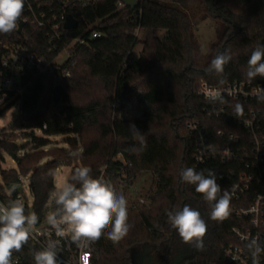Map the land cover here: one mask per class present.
Wrapping results in <instances>:
<instances>
[{
  "label": "trees",
  "instance_id": "16d2710c",
  "mask_svg": "<svg viewBox=\"0 0 264 264\" xmlns=\"http://www.w3.org/2000/svg\"><path fill=\"white\" fill-rule=\"evenodd\" d=\"M28 1L35 9L40 4L47 17L65 10L78 25L65 29L60 40L48 27L30 23L21 32L17 28L0 34V40L27 37L45 67L23 72L17 84L22 94L10 92L11 102L0 109L1 116L20 101L10 132L0 138V148L16 162V167L0 171V199L4 203L16 199L23 191L18 185L28 178L32 203L25 202L26 212L38 215L36 226H50L46 215L56 207L52 192L60 165H72L70 175L80 165L89 166L93 178L111 184L122 179L133 185L149 174L153 183L141 194L146 202L134 201L128 207L132 225L128 236L119 244L102 237L95 243L93 264H134L133 251L146 244L153 247L159 264H174L182 249L187 253L181 264H231L223 248L235 242L231 228L236 217L231 213L222 222L211 220V206L180 175L186 167L204 171L206 176L211 170L223 194L228 192L224 175L229 167L217 162L194 166L186 123L200 119L213 124L202 114L206 101L197 91L203 82L221 85L222 78L226 83L249 80L250 55L257 45H264V0H201L204 17L216 21L217 31V40L202 60L197 56L200 43L193 22L181 0H138L135 8L122 0H91L74 9L63 8L67 0ZM25 15L24 9L21 18ZM94 31L101 36L91 37ZM140 31L144 40L137 34ZM157 31L165 35L161 38ZM79 36L86 42L70 48L69 57L59 64V55ZM139 43L143 48L135 60L132 53ZM225 50L233 58L223 75L207 72L211 60ZM8 55L0 45V73L5 76L9 71L3 68V60ZM66 70L71 77L62 78ZM251 81L264 84V77ZM59 84L62 95L57 102L53 89ZM130 124L144 132L145 147L132 139ZM24 128L38 129L42 135L25 133L27 142L20 145L17 132ZM57 135L64 136L68 149L53 145L51 137ZM73 153L78 154L74 163ZM13 185L15 191H11ZM185 204L198 210L207 223L202 251L184 244L168 223L166 210L182 209ZM40 249L30 239L13 252V264H34L33 252Z\"/></svg>",
  "mask_w": 264,
  "mask_h": 264
},
{
  "label": "built area",
  "instance_id": "2783aa9c",
  "mask_svg": "<svg viewBox=\"0 0 264 264\" xmlns=\"http://www.w3.org/2000/svg\"><path fill=\"white\" fill-rule=\"evenodd\" d=\"M90 1L67 0L63 8L69 5L70 9H74L77 4L85 6ZM26 2V15L21 18L24 24L48 27L56 39L60 40L64 30L68 29L66 23L69 18L77 22V19L65 10L59 15L54 13L47 17L40 4L38 9H35L28 0ZM118 5H122V2ZM100 36L98 31L91 34L93 38ZM85 42L83 36L75 38L66 49L68 57L70 48ZM0 45L9 51V55L3 60V68L9 71V75L5 76L3 71L0 73L2 103L8 99L10 92L22 94V89L17 84L20 83L23 72L33 69L45 70V67L43 58L30 49L27 37L21 41L18 38L14 41L2 39ZM65 77H71L70 70L63 73L62 78ZM206 87L219 89L228 104L209 103L203 94ZM259 90H264L263 83L244 79L224 85L203 82L197 91L206 101L202 114L213 121V124H206L200 119H191L186 123L187 138L193 149L194 166L201 167L208 162H217L229 167L224 176L229 183L231 213L236 217L237 223L231 228L235 242L225 246L223 252L231 264H252L251 255L245 248L249 240L258 238L264 247V102L256 98ZM237 103L243 106L241 115L234 113ZM17 104L20 107V101ZM215 123H221L222 126L215 127ZM17 198L23 199L22 196ZM0 202L3 201L0 199ZM35 227L31 240L40 248L46 245L49 239L59 241L58 264H93L96 242L87 248H80L70 237H57L51 226ZM244 237L247 239H242ZM259 264H264V252L259 256Z\"/></svg>",
  "mask_w": 264,
  "mask_h": 264
},
{
  "label": "clouds",
  "instance_id": "9594fccd",
  "mask_svg": "<svg viewBox=\"0 0 264 264\" xmlns=\"http://www.w3.org/2000/svg\"><path fill=\"white\" fill-rule=\"evenodd\" d=\"M25 0H0V34L8 35L17 30L24 14ZM207 54L206 49H201ZM230 51L218 53L212 60L207 72L222 76L224 66L232 60ZM247 78L264 77V45H257L248 60ZM224 85L226 79H220ZM204 96L212 104L226 105L228 101L217 88H205ZM256 98L264 102V90L256 93ZM234 113L241 115L243 106H234ZM129 132L132 139L141 148L146 146L144 132L130 124ZM89 166L76 167L71 175L62 183L55 185L52 192L53 211L46 215V223L54 230L57 237H70L80 248L105 237L113 244H119L126 238L132 228L129 223L128 201L118 193L114 186L103 178H93ZM184 183L195 185V191L211 206L210 219L222 222L231 214V196L217 183L215 173L208 170L196 171L191 167L184 168L181 173ZM13 185L11 191H15ZM168 223L178 233L184 244L192 245L197 250L204 249V237L207 223L201 213L185 204L182 209L166 210ZM39 221L38 215L26 212L23 199H11L7 203L0 202V264H13V252H19L33 236V230ZM242 239H247L246 237ZM58 240L49 239L46 245L33 252L34 264H58ZM245 248L251 255L252 264H259V256L264 252L258 238L249 240Z\"/></svg>",
  "mask_w": 264,
  "mask_h": 264
},
{
  "label": "rangeland",
  "instance_id": "374dc122",
  "mask_svg": "<svg viewBox=\"0 0 264 264\" xmlns=\"http://www.w3.org/2000/svg\"><path fill=\"white\" fill-rule=\"evenodd\" d=\"M171 1V0H168ZM185 4V8L187 9L191 20L193 22L195 32L197 35V38L200 43V52L197 54L198 59H203V56L206 54H202L201 49H206L207 53L210 50L211 44L214 43L217 40V31H216V21L211 18H205L204 17V7L201 0H181ZM157 34L162 38L165 35L164 31H157ZM139 38L141 40H144V34L142 31L138 32ZM143 44L139 43L135 46L132 56L135 60L138 59L140 52L142 51ZM58 63L63 64L66 59L68 58L67 51L64 50L62 54L58 57ZM20 94V92H18ZM11 102L10 98L4 100V102L0 103V109L6 106ZM19 101H17L15 104L10 106L1 116H0V138L5 136L6 133L10 132V125L12 123V120L16 114H18L20 107L18 106ZM35 132L37 135H42V132L38 129H30V128H24L17 132L18 139L17 143L22 145L27 140L24 138L25 133H31ZM51 140L53 142L54 146H59L63 148H69V145L65 143V138L62 135H57L54 137H51ZM82 152V149L80 150ZM78 154L73 153V163L76 161V157ZM14 168L16 167L15 160L3 149L0 148V171L3 168ZM72 165H60L59 169L57 170L55 174V185L58 183H62L64 180H66L71 172ZM153 183V178L149 174H145L135 182V184H128L126 181L122 179L115 180L112 182V185L116 189L118 193L123 194L127 201H128V207L134 202V201H140V202H146V199L141 196V194L146 193L151 184ZM19 188H21L23 191L20 195L23 197L24 203L27 201L30 204L32 203V194L29 186V179L28 178H22L21 184L18 185ZM17 196V197H18ZM52 202V200H51ZM36 228V227H35ZM144 249V246L138 247L135 249L134 254H137L138 252H141ZM185 250L184 255L182 256V259L185 258L187 250L182 249L180 253H182ZM177 255V256H178ZM176 256V257H177ZM181 259V260H182ZM178 264V263H177Z\"/></svg>",
  "mask_w": 264,
  "mask_h": 264
},
{
  "label": "water",
  "instance_id": "95a60500",
  "mask_svg": "<svg viewBox=\"0 0 264 264\" xmlns=\"http://www.w3.org/2000/svg\"><path fill=\"white\" fill-rule=\"evenodd\" d=\"M122 1H123L124 4H126L127 6H130L132 8H135V7L138 6V0H122ZM23 27H24V22L21 19V21H20V23L18 25V30L21 32ZM66 27L68 29H74V28L77 27V22L73 18H69V20L66 23ZM61 95H62V86L59 84V85L55 86L54 89H53L54 100L57 101V102L60 101ZM144 247L153 249V247L148 245V244L144 245ZM184 253H185V250L182 253H180L174 259V264H177V263H179L181 261L182 256L184 255ZM151 259H152V264L156 263V259H155L154 256ZM134 264H141L139 262V252L134 255Z\"/></svg>",
  "mask_w": 264,
  "mask_h": 264
},
{
  "label": "flooded vegetation",
  "instance_id": "af4514ba",
  "mask_svg": "<svg viewBox=\"0 0 264 264\" xmlns=\"http://www.w3.org/2000/svg\"><path fill=\"white\" fill-rule=\"evenodd\" d=\"M153 256L155 257L153 249L144 247V249L141 252H139V262L141 264H152L151 258ZM155 259H156V263H154V264H159L156 257H155ZM182 261H183V259L178 264H181Z\"/></svg>",
  "mask_w": 264,
  "mask_h": 264
}]
</instances>
